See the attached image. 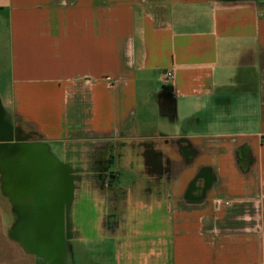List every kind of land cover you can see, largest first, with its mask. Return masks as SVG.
Here are the masks:
<instances>
[{
  "label": "crops",
  "instance_id": "0c3cea01",
  "mask_svg": "<svg viewBox=\"0 0 264 264\" xmlns=\"http://www.w3.org/2000/svg\"><path fill=\"white\" fill-rule=\"evenodd\" d=\"M0 103L115 264H264V3L0 0ZM20 215L0 178V264L37 262Z\"/></svg>",
  "mask_w": 264,
  "mask_h": 264
},
{
  "label": "flooded vegetation",
  "instance_id": "af4514ba",
  "mask_svg": "<svg viewBox=\"0 0 264 264\" xmlns=\"http://www.w3.org/2000/svg\"><path fill=\"white\" fill-rule=\"evenodd\" d=\"M12 137L11 141L0 142V147L3 151L0 153V178L4 192L8 194L14 205H20L21 215L18 219L24 218L22 223L25 221V214H27L30 206H35L38 212L46 211L48 213V216L41 217L43 220L40 221L42 222H30L27 218L28 221L26 220L25 222L29 224L28 226L24 227L20 223L18 232L23 237L21 241L29 250H33L35 253L47 254L45 258L47 261L53 260L56 264H76L72 256L74 253L72 243L69 242L77 235L75 234L76 232L71 231V226L66 229V232L62 231L66 236V241L63 245L62 237H60L62 233L57 229L59 224L61 226L66 221L65 213L67 203L70 200L69 189L65 190L60 185L54 190L53 186L47 185V182H49L47 180L50 179L48 171L52 168L50 166L53 165L55 167V164L52 163L48 151H46L47 147H44L38 136L32 133L26 135L21 128L14 126ZM25 147L31 150L29 154L32 159L27 155H22L21 153L23 152L20 155L12 153L15 149H23ZM105 151L107 154L106 161L112 162L113 156L111 152L106 148ZM36 156L40 159H33ZM34 166L42 167V169L38 171ZM33 169H36V171ZM45 172H48V174H45ZM116 178V174L112 171L102 175V187L112 189ZM47 205L48 208L53 209L51 211L52 216L45 208ZM68 212L69 207L66 214ZM66 223L69 226V219ZM27 229L29 231H26ZM51 238H56L58 243L51 245V241H49Z\"/></svg>",
  "mask_w": 264,
  "mask_h": 264
},
{
  "label": "rangeland",
  "instance_id": "374dc122",
  "mask_svg": "<svg viewBox=\"0 0 264 264\" xmlns=\"http://www.w3.org/2000/svg\"><path fill=\"white\" fill-rule=\"evenodd\" d=\"M253 1L264 3V1H259V0H253ZM49 145L51 146L52 150L55 151L57 154L61 153L56 143H51ZM86 203L87 202L83 200L81 194H79V197L75 201V205L72 213L73 216L72 218L74 219V223L70 222L68 226V223H66L68 222V215H67L65 218L66 221L63 222L61 226L60 224L58 225L57 229L62 233L60 234L61 235L60 237H62V243L64 245L66 241V236L63 232H66V229L69 228L70 226L73 230L75 227L77 231L74 232H76L75 234H77V236H80L79 232L82 231V229H84L83 232H85V235L95 236L96 238L90 239L86 237L85 238L75 237L71 241H69L70 243H72L71 245L74 251L72 256L75 263L76 264H115L114 243L112 242L111 239H108L107 237L104 236L100 237L98 227H100L101 225L99 219H97V215L90 211L89 213L90 217L88 219H86L85 217L83 218L82 209L83 207H85ZM45 208H47V212H50V216H52L51 211L53 209L48 208V206ZM26 220L27 217L25 218V221ZM25 221L22 223L24 227L29 225ZM36 222H38V220H36ZM26 231H29V229H27ZM49 241H51V245H56L58 243V240H56V238H51L49 239ZM46 256L47 254H41L37 252L36 264H56L55 262H53V260L47 261L45 259Z\"/></svg>",
  "mask_w": 264,
  "mask_h": 264
},
{
  "label": "water",
  "instance_id": "95a60500",
  "mask_svg": "<svg viewBox=\"0 0 264 264\" xmlns=\"http://www.w3.org/2000/svg\"><path fill=\"white\" fill-rule=\"evenodd\" d=\"M222 1H237V0H222ZM259 1H264V0H259ZM0 131H2V133H0V142H8L11 141L13 139L12 137V132H13V126L10 123V121H8L5 117V113H4V109L0 103ZM3 144V143H1ZM1 146V145H0ZM2 149L0 147V153H2ZM23 152V153H21ZM31 150H28L25 148H21V149H15L12 153H16L15 155H20V153L23 155H27L29 158H31L30 153ZM32 159V158H31ZM33 159H40L37 156L34 157ZM37 162V161H36ZM39 164V163H38Z\"/></svg>",
  "mask_w": 264,
  "mask_h": 264
},
{
  "label": "built area",
  "instance_id": "2783aa9c",
  "mask_svg": "<svg viewBox=\"0 0 264 264\" xmlns=\"http://www.w3.org/2000/svg\"><path fill=\"white\" fill-rule=\"evenodd\" d=\"M172 72H167L166 73V79H170L172 77Z\"/></svg>",
  "mask_w": 264,
  "mask_h": 264
}]
</instances>
